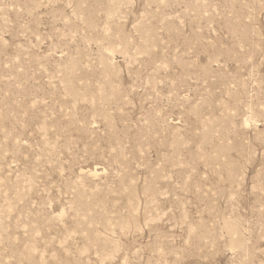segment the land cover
Returning a JSON list of instances; mask_svg holds the SVG:
<instances>
[{
	"label": "rangeland",
	"instance_id": "rangeland-1",
	"mask_svg": "<svg viewBox=\"0 0 264 264\" xmlns=\"http://www.w3.org/2000/svg\"><path fill=\"white\" fill-rule=\"evenodd\" d=\"M0 264H264V0H0Z\"/></svg>",
	"mask_w": 264,
	"mask_h": 264
}]
</instances>
